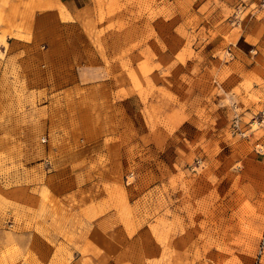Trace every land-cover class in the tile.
<instances>
[{"label": "rangeland", "instance_id": "374dc122", "mask_svg": "<svg viewBox=\"0 0 264 264\" xmlns=\"http://www.w3.org/2000/svg\"><path fill=\"white\" fill-rule=\"evenodd\" d=\"M19 3L0 264H264V0Z\"/></svg>", "mask_w": 264, "mask_h": 264}, {"label": "crops", "instance_id": "0c3cea01", "mask_svg": "<svg viewBox=\"0 0 264 264\" xmlns=\"http://www.w3.org/2000/svg\"><path fill=\"white\" fill-rule=\"evenodd\" d=\"M19 4V0H0V33L10 31L8 24L13 25L19 21ZM4 21L9 23L5 24Z\"/></svg>", "mask_w": 264, "mask_h": 264}, {"label": "built area", "instance_id": "2783aa9c", "mask_svg": "<svg viewBox=\"0 0 264 264\" xmlns=\"http://www.w3.org/2000/svg\"><path fill=\"white\" fill-rule=\"evenodd\" d=\"M263 117H264V115H263Z\"/></svg>", "mask_w": 264, "mask_h": 264}]
</instances>
